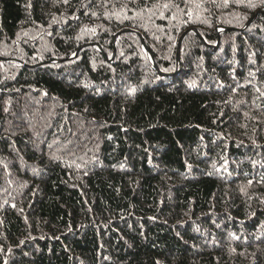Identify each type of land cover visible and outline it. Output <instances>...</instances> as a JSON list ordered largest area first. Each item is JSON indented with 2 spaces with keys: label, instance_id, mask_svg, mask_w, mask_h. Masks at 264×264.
<instances>
[{
  "label": "trees",
  "instance_id": "obj_1",
  "mask_svg": "<svg viewBox=\"0 0 264 264\" xmlns=\"http://www.w3.org/2000/svg\"><path fill=\"white\" fill-rule=\"evenodd\" d=\"M160 2L0 0V264H264V6Z\"/></svg>",
  "mask_w": 264,
  "mask_h": 264
},
{
  "label": "snow or ice",
  "instance_id": "obj_2",
  "mask_svg": "<svg viewBox=\"0 0 264 264\" xmlns=\"http://www.w3.org/2000/svg\"><path fill=\"white\" fill-rule=\"evenodd\" d=\"M65 3H67V0H64ZM183 4L185 5V8L181 9L180 5L175 3V0H161L159 3V7L162 9L171 10L173 8L177 9L178 11L182 12L184 15L189 17L185 23H194L195 20L192 19V17H196V19L199 18V14L197 10H200L203 7V4L205 3V0H182ZM207 2L216 3V0H207ZM261 5L264 6V0H260ZM224 5L226 6L228 4V0H223ZM249 7H256V4L249 3ZM206 10V9H205ZM161 18H164V13L161 12ZM173 19H175V16H173ZM255 27V25H253ZM262 96H264V93H261ZM251 183V181H249Z\"/></svg>",
  "mask_w": 264,
  "mask_h": 264
},
{
  "label": "water",
  "instance_id": "obj_3",
  "mask_svg": "<svg viewBox=\"0 0 264 264\" xmlns=\"http://www.w3.org/2000/svg\"><path fill=\"white\" fill-rule=\"evenodd\" d=\"M250 23V22H249ZM183 37H184V35L181 37V39L179 40V46H178V48H180V45H181V42H182V40H183Z\"/></svg>",
  "mask_w": 264,
  "mask_h": 264
},
{
  "label": "bare ground",
  "instance_id": "obj_4",
  "mask_svg": "<svg viewBox=\"0 0 264 264\" xmlns=\"http://www.w3.org/2000/svg\"><path fill=\"white\" fill-rule=\"evenodd\" d=\"M54 45V44H53ZM60 54V53H59Z\"/></svg>",
  "mask_w": 264,
  "mask_h": 264
}]
</instances>
